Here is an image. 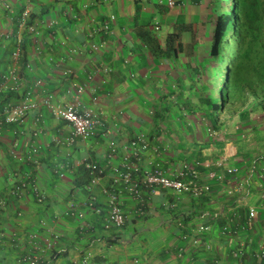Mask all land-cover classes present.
I'll return each mask as SVG.
<instances>
[{"label": "crops", "instance_id": "0c3cea01", "mask_svg": "<svg viewBox=\"0 0 264 264\" xmlns=\"http://www.w3.org/2000/svg\"><path fill=\"white\" fill-rule=\"evenodd\" d=\"M215 10L213 0L173 6L167 0H0V100L13 95L10 102H18L31 90L37 102L22 124L0 123V264H18L34 229L60 235L41 264H79L85 253L92 264H261L264 114L244 121L234 115L209 132V122L181 105L190 94L188 55L208 45ZM48 94L54 109L43 104ZM77 95L81 108H93L104 125L90 139L68 141L72 126L57 112ZM141 134L159 146L157 153H142L144 168L155 160L171 172L184 161L223 157L225 164L200 196L144 189L139 210L123 190L125 223L105 230L88 204L97 197L104 206L101 186L75 184L82 161L101 164L102 185L109 186L112 167ZM26 180L29 187L13 194ZM71 205L84 214L81 220L66 214ZM238 250L241 258L234 256Z\"/></svg>", "mask_w": 264, "mask_h": 264}, {"label": "built area", "instance_id": "2783aa9c", "mask_svg": "<svg viewBox=\"0 0 264 264\" xmlns=\"http://www.w3.org/2000/svg\"><path fill=\"white\" fill-rule=\"evenodd\" d=\"M170 6L175 4V0H167ZM115 16L111 15L110 20H114ZM27 13L23 12L21 15V23L26 24ZM107 24L104 28H107ZM30 30L33 28L28 27ZM158 25H155V29H158ZM20 42V39L18 40ZM97 44L93 45L96 49ZM19 50L14 52L13 57L16 59ZM70 71V70H68ZM67 71V73H68ZM38 85L41 81L36 82ZM83 90L79 87L78 92ZM22 98L18 102H6L2 105L0 110V123L4 124H22L25 121L27 112L30 109L37 107V102L32 96L31 90H24ZM23 91V92H24ZM97 97H94L96 101ZM48 108L54 109L52 102V95L48 94L43 100ZM79 96L75 97L65 109L59 110L58 115L66 120L72 126L71 137L68 141H72L75 138L83 140L90 139L95 136L99 129L104 125L101 117L93 108H81ZM210 131V129H209ZM110 153L109 156H113L116 151V143L114 140H110ZM151 151L153 153L159 152V146L150 142L143 134L134 138L129 143V150L125 152L122 161L119 165L112 167V176H110L111 184L109 186L102 185V179L105 177V168L96 161L89 159H83L82 163L86 168L90 170V183L89 188L95 186H101V194L105 197V204L102 206L98 204L97 197H91L88 204L93 209L94 213L101 217L102 227L105 230L121 228L125 223V214L123 211V203L121 200V192L126 190L130 192L134 198L140 202L139 210L144 205V198L142 196L144 189H150L155 191L159 188L165 190H171L177 194H191L193 196H200L210 191L211 182L219 178V168L223 167L226 159L220 158L217 160H205L195 161L194 163L184 161L180 167L175 171H168L164 169L159 161H151L148 168H144L140 165L142 153L145 151ZM32 152H36L37 149L33 148ZM207 170L204 177H202V171ZM228 173H232L236 168H228ZM26 187H29L28 181H20L12 190L14 194L22 193ZM33 189L38 197L42 199L39 187L33 185ZM67 215H75L78 219H82L84 214L79 211L76 206L71 205L66 211ZM249 218L256 216V210L250 208L248 212ZM203 226L200 227V230ZM80 232H84V226L80 227ZM60 239V235L51 230H47L44 234L40 233V230H30L27 235L28 246L27 251L20 254L18 257V264H41L44 256L50 252H53L57 242ZM242 251L238 250L234 252V256L241 258ZM91 255L86 254L82 260V264H92L90 260ZM261 260V264H264V251L258 254ZM201 264H210L207 261Z\"/></svg>", "mask_w": 264, "mask_h": 264}, {"label": "trees", "instance_id": "16d2710c", "mask_svg": "<svg viewBox=\"0 0 264 264\" xmlns=\"http://www.w3.org/2000/svg\"><path fill=\"white\" fill-rule=\"evenodd\" d=\"M220 2L222 8L219 0H213L218 13L208 45H201L202 50L188 55L192 94L181 102L187 111L209 122V132L222 119L234 115L244 121L255 116L256 111L264 114V0ZM24 65L25 61L23 68ZM12 98L15 97L8 95L1 99L0 110ZM258 157L264 163V148ZM80 173L75 184L85 190L90 183V170L82 163ZM85 256L86 253L79 264Z\"/></svg>", "mask_w": 264, "mask_h": 264}, {"label": "rangeland", "instance_id": "374dc122", "mask_svg": "<svg viewBox=\"0 0 264 264\" xmlns=\"http://www.w3.org/2000/svg\"><path fill=\"white\" fill-rule=\"evenodd\" d=\"M210 1H211V0H210ZM217 4H218V3H217ZM214 5H215V4H214ZM219 6H220V8H222L220 0H219ZM215 7H217V5H215ZM216 11H217V10H215V12H216ZM213 13H214V12H213ZM207 33H208V28H205V33H204V34H205V35H204L205 37L208 36ZM206 34H207V35H206ZM207 39H208V38H207ZM208 41H209V39H208ZM185 85H186V84H185ZM187 89H188V87H187ZM188 90H189V89H188ZM197 92H198V90H197ZM190 94H192V93H190ZM190 94H189V95H190Z\"/></svg>", "mask_w": 264, "mask_h": 264}, {"label": "clouds", "instance_id": "9594fccd", "mask_svg": "<svg viewBox=\"0 0 264 264\" xmlns=\"http://www.w3.org/2000/svg\"><path fill=\"white\" fill-rule=\"evenodd\" d=\"M176 1V0H175ZM215 4V3H214ZM175 5V4H174ZM216 13H218V11H216L215 12V15L217 16V14ZM155 25H158V24H155ZM155 25H154V28H155ZM158 27H159V25H158ZM160 28V27H159ZM159 28L158 29H155V30H159ZM106 29V28H105ZM70 124V123H69ZM71 125V124H70ZM248 212H249V210H248Z\"/></svg>", "mask_w": 264, "mask_h": 264}]
</instances>
